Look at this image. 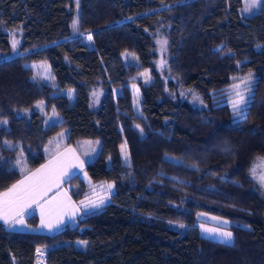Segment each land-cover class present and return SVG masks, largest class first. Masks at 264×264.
Wrapping results in <instances>:
<instances>
[{
    "label": "trees",
    "instance_id": "obj_1",
    "mask_svg": "<svg viewBox=\"0 0 264 264\" xmlns=\"http://www.w3.org/2000/svg\"><path fill=\"white\" fill-rule=\"evenodd\" d=\"M241 6L242 0H0V52L10 49L3 27L20 26L21 50L30 49L0 59V122L7 121L0 124V150L12 155L0 161V191L43 163L44 143L62 129L66 143L99 140L85 171L94 182L115 184L109 203L54 233L0 225V264H34L38 247L47 264H264V195L250 173L264 157V4L249 16ZM160 24L167 25L168 78L154 67ZM124 51L150 72L149 82L138 83L143 123L129 114L136 68L123 61ZM33 61L46 62L50 80L34 79ZM247 71L260 88L246 115L234 120L221 96L234 75ZM98 84L106 91L94 107L90 92ZM189 89L206 108L184 98ZM51 110L59 121L46 122ZM18 150L25 154L20 167L13 164ZM67 183L84 185L78 174ZM203 211L228 221L230 244L194 226ZM168 220L190 228L180 232ZM29 221L35 224L36 215Z\"/></svg>",
    "mask_w": 264,
    "mask_h": 264
},
{
    "label": "rangeland",
    "instance_id": "obj_2",
    "mask_svg": "<svg viewBox=\"0 0 264 264\" xmlns=\"http://www.w3.org/2000/svg\"><path fill=\"white\" fill-rule=\"evenodd\" d=\"M250 2V0H242V6L240 9V12L242 15L244 16H249L252 15L254 12H256L259 8L256 9H251L250 11H245V7L246 4H248ZM166 26L165 24H160L159 26L156 27L154 33H153V41H154V51L156 54V58L154 60V67L161 73H164V77L168 78V63H169V59H170V53H169V40L168 37L166 35ZM3 30L8 34V39H9V44H10V49L7 52H0V59H4V58H12L15 57L17 55L20 54H25L27 52L30 51V49H25V50H21V44H22V29L20 26L17 27H11V28H5L3 27ZM13 40H15L17 42L16 44V49L15 51L12 48V43ZM158 40H166L167 41V45L165 47L164 50L161 49L160 44L157 43ZM128 53V55H125V53ZM122 59L125 63H131L133 64V66L136 68V71L130 76V82H129V94L127 95L130 98V105H131V110H130V116L133 117L137 122H145V117L143 115V113L140 111V106H141V95H140V91H139V86L138 83L139 82H149L151 80V76H150V72L149 69H143L140 68V64L137 61V59L129 52V51H124L122 53ZM161 61H163V63H161ZM30 65L33 67L34 70V77L38 79H41L43 82L50 80L51 78V72L49 69V66L46 64V62L44 61H33L30 63ZM145 73H147V77L144 75ZM251 73L252 76V81H251V87H252V91L250 93H245V95L247 97H250L247 100V109H248V105H249V101L251 100L253 94H257V89L259 90L260 86H258L257 81H258V76L253 72V71H247L244 73H239L236 74L232 77L230 84L227 85V87L223 90V95L221 96L222 98H224V100L228 103V106L230 108V110L232 111V116L234 118V120H240L242 117H236L233 115V110L231 107V103H230V99L232 97V85L234 83H239L244 77L249 76V74ZM244 85H241V88H243ZM106 91V89L102 86V84H98L95 87L92 88L91 92H90V105L97 107L99 106L102 96L104 94V92ZM63 92H66L67 94L71 95L72 94V89H66L63 90ZM260 96V95H259ZM186 97V100L194 107L197 108H206L207 105L204 102L202 96L195 90H187L184 93V98ZM44 104H42V106L40 108H43ZM116 111H118L119 109H115ZM247 111V110H246ZM30 109H26V110H21L19 113L20 114H25V113H29ZM59 116L55 113L54 110L49 111L46 114V122L51 123V122H56L59 121ZM2 122V121H1ZM137 125H139L140 127L138 128ZM143 125V124H142ZM135 127L139 130V132H141V125L136 123ZM63 134V135H61ZM68 135V131L67 129H62L61 131H59L58 133L54 134L52 137L48 138L47 141L44 143L43 147H44V151L46 152V154H49L53 149H55L58 145H62L60 143H62L65 138ZM98 142V143H97ZM66 143V142H65ZM86 144V145H85ZM77 145L79 146V148L84 151V153L86 154V146L87 148H89V150H93L95 151V154L98 153L99 150V140L98 139H85V140H79L77 142ZM121 150V149H120ZM128 155V153H127ZM121 156L123 158V160L125 161L124 155L121 152ZM12 157L11 154L4 156L3 153H1L0 150V161H3L5 159H10ZM15 158L13 164L16 165V167H20L22 165H24V159H25V154L18 150L15 155L13 156V159ZM261 161H264V157L262 159H258L256 160V162L252 165L251 169L253 168V166L255 164H259ZM250 169V170H251ZM251 173V172H250ZM256 174L257 176H259L261 174V168L257 167L256 168ZM251 176H253L251 174ZM258 181V179H255ZM92 182V181H91ZM93 184H95L94 186H79L78 184H70L71 188H73L74 192L79 196H83L86 194V191H91V197L95 199L96 197L99 196H104L107 195V199L105 200V204L109 203L111 201V197H112V193L115 190V184L113 181H99V182H94ZM111 184L112 185V189L110 192H107V187L108 185ZM259 188L261 189L262 195H264V186H261V184L259 183ZM103 205V206H104ZM200 213H203L204 215H199ZM197 215V218L195 220L194 226H197V228L199 229L200 233L202 235H205L207 237L219 240V238L212 236L209 233H205L202 231L201 226L203 225L204 227H219L222 230H226V231H230L227 228V225H224L222 223H220V221H224L222 219H220L218 216H215L214 214L210 213V212H200ZM212 217H218L219 220H213ZM171 222V223H170ZM167 225L169 227H172L174 229L179 230L180 232H185L188 228H190L189 224H185L179 220H168L166 221ZM179 224H184L185 227L184 228H180ZM77 246L81 247L83 245L82 242H77L76 243ZM37 249L45 251V248L43 247H38ZM34 264H37V259L34 257Z\"/></svg>",
    "mask_w": 264,
    "mask_h": 264
},
{
    "label": "snow or ice",
    "instance_id": "obj_3",
    "mask_svg": "<svg viewBox=\"0 0 264 264\" xmlns=\"http://www.w3.org/2000/svg\"><path fill=\"white\" fill-rule=\"evenodd\" d=\"M79 0H77V6ZM260 4H264V0H250L246 4L245 11H250L251 9H256ZM78 20H74L72 24L73 32H78ZM88 41L92 40V36L87 37ZM161 49L164 50L167 41L158 40ZM17 42L13 40L12 48L15 51ZM125 55H128L126 52ZM163 63V61H161ZM35 67V66H33ZM147 77V73L144 74ZM35 79V77H34ZM252 76L251 73L249 76L244 77L239 83H234L232 85V97L230 99L231 107L233 110V115L236 117H242L246 115L247 110V100L250 97H247L245 93H250L252 91L251 87ZM241 85H244L241 88ZM43 102L37 105L41 107ZM7 121H2L0 124H6ZM139 128L140 126L137 125ZM141 134H143V129H141ZM63 135V134H61ZM7 143V141L5 142ZM98 143V142H97ZM121 152L124 155L125 162L130 166V160L127 155L125 145L121 146ZM83 169V162L75 165ZM261 168V174L257 176L256 168ZM23 172V170H22ZM254 178L258 179L261 186H264V161H261L259 164H255L250 170ZM66 174V163L63 160L57 159L55 162H50L48 165H43L40 169H37L31 175L25 176L18 183L13 184L7 191L0 193V221H3L4 224L8 225L10 228L15 227V225L24 224V216L27 209L31 208L33 205H36L40 208L41 211V227L47 228L49 231H52L54 228H58L60 224L63 223L62 217L68 215L69 219H75V214L81 211L80 208H77L70 197H67V193L57 192L53 195L51 199L45 200L48 193L52 188L59 187L64 175ZM85 175H87L85 173ZM112 185L109 184L107 187V192H110ZM63 197V198H62ZM66 198V199H65ZM107 195L96 197L95 199H87L86 201H81L80 204L85 214L89 210H95L102 207L107 199ZM41 201H44L41 204ZM199 215H204L200 213ZM213 220H219L218 217H212ZM171 223V222H170ZM220 223L227 225L228 221H220ZM180 228H184V224H179ZM202 231L209 233L214 237L219 238L221 243L230 244L232 241V232L222 230L219 227H204L201 226ZM87 244V241L83 242ZM40 250L37 249L39 254Z\"/></svg>",
    "mask_w": 264,
    "mask_h": 264
},
{
    "label": "crops",
    "instance_id": "obj_4",
    "mask_svg": "<svg viewBox=\"0 0 264 264\" xmlns=\"http://www.w3.org/2000/svg\"><path fill=\"white\" fill-rule=\"evenodd\" d=\"M67 138V137H66ZM65 138V140H66ZM65 140L60 143L62 145H58L55 149H53L49 154H47V159L35 167L34 169L24 173L17 181L13 182L10 186L0 191V193H3L7 191L13 184L18 183L21 179H23L27 175H31L34 173L37 169H40L43 165H48L50 162H55L57 159L63 160L66 163V174L64 175L59 187H53L52 190L48 193L47 197H45V200L51 199L53 195L57 192L60 193H67V197L71 198V201L73 204L80 208L81 211L77 212L75 214V219H69L68 215H64L62 217L63 223L60 224L58 228H54L52 231H49L47 228L41 227V211L40 208L36 205H33L31 208L27 209L25 216H24V224L23 225H15V227H9L8 225L4 224L3 221H0V225L6 229L9 230H22V231H33V232H43V233H54L58 230H60L62 227H64L68 223L75 222L78 218L83 216L85 213L82 209V206L80 204L81 201H86L87 199H93L91 197V191H86V194L81 197H75L71 191V186L67 183V180L71 178L72 176L78 174L81 176L84 185L82 186H94L93 181L90 179L89 175L85 171V164L87 161H90L93 159L96 154L95 151L89 150L86 146V154L84 151H82L79 146L76 144L71 143H65ZM87 140V139H86ZM86 145V144H85ZM79 162H83V169L81 170L80 167L75 166L79 164ZM85 173L87 175H85ZM92 181V182H91ZM63 198V197H62ZM66 199V198H65ZM44 201H41V204H43ZM101 208V207H100ZM97 210V209H95ZM94 211V210H89ZM87 212V213H88ZM36 215L37 222L34 224L33 222L29 221V217Z\"/></svg>",
    "mask_w": 264,
    "mask_h": 264
},
{
    "label": "built area",
    "instance_id": "obj_5",
    "mask_svg": "<svg viewBox=\"0 0 264 264\" xmlns=\"http://www.w3.org/2000/svg\"><path fill=\"white\" fill-rule=\"evenodd\" d=\"M34 257L37 259V264H47L46 263L47 253L45 251L40 250L38 254L36 249Z\"/></svg>",
    "mask_w": 264,
    "mask_h": 264
}]
</instances>
